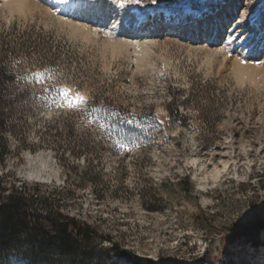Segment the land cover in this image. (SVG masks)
Listing matches in <instances>:
<instances>
[{
  "label": "rangeland",
  "instance_id": "rangeland-1",
  "mask_svg": "<svg viewBox=\"0 0 264 264\" xmlns=\"http://www.w3.org/2000/svg\"><path fill=\"white\" fill-rule=\"evenodd\" d=\"M30 1L20 12L0 0L2 186L38 184L59 213L89 226L92 264H264V229L257 246L228 243L225 231L264 218V70L240 60L249 77L239 60L201 49L209 34L193 46L182 30L217 22L227 2L213 18H184L207 0H114L92 27ZM127 3L153 11L145 27L175 24L186 40L154 36L142 52H114L109 41L124 35L109 27H126ZM178 11L179 25L166 17ZM194 159L198 173L220 169L216 181L199 180Z\"/></svg>",
  "mask_w": 264,
  "mask_h": 264
},
{
  "label": "bare ground",
  "instance_id": "bare-ground-1",
  "mask_svg": "<svg viewBox=\"0 0 264 264\" xmlns=\"http://www.w3.org/2000/svg\"><path fill=\"white\" fill-rule=\"evenodd\" d=\"M7 2L9 4L11 2V4L18 11L22 12L24 9H28L27 7L29 6V3L31 1L6 0L5 3ZM223 2H227L230 11L229 10L225 11V8H223L222 10L223 15H218L219 20H217V22L214 21V19H210L209 24L200 26L197 29L191 30V32L187 26L186 27L182 26V30L186 29L188 33H191V35H189V38L192 37V40L190 41L189 44L196 46V44H198V41L201 39L203 34H207V35L209 34L207 41H209L210 43L206 45H202L201 49L208 52L211 56L221 55L224 56L225 58L230 57L235 63L237 62V60H239V65L240 66L242 65V68L243 66L245 68L246 64L243 65L240 63L243 60L249 61L248 66H250L251 69L248 68L247 70L248 73L250 70L251 72L257 71L259 69L264 70V52L263 53L262 51L260 52V50L264 51V11L258 9L257 6H259V4L256 1L207 0L206 4H204L203 6L197 9L192 8L186 11L187 13L184 15V18L192 17L193 15H195L194 17L196 16L198 17L200 16V14H206L212 10L216 12V9L218 8L217 6ZM47 3L51 8H55L58 15L64 17V19L65 18L72 19L74 22H77V24L81 22L80 24L82 26H84L85 23H87L92 27H96V26L98 27V25L106 22L109 19L110 13L114 7V0H47ZM120 6H121L120 14L126 23V27L120 28V24L118 22H114L109 27L110 34L112 32L118 31L120 33H123L124 35V36L122 35L124 37L123 40H120L119 42L115 40L109 41V45L111 46L114 52L120 50L122 46L126 44L132 45L136 49H138V51L142 52V50L146 49L147 44L152 41L151 39L154 36H155L154 39H164L170 41L172 39H175L177 42H182L183 40H186V35L182 34V32L178 30L175 24L174 27H170L169 25L164 27L161 24L156 23L153 24L152 26L143 27L140 28V30L139 29L136 30L137 29L136 27H140L143 24V21H147L148 23L149 21L153 22V20H151L153 11L149 10L148 8L139 9L135 5H132V3H127L126 8H123V6L125 5H120ZM183 13L184 12L182 11L166 12L167 15L166 17L169 18L170 21L177 22V25H179L181 24L179 22ZM209 17L213 18L212 12L209 13ZM161 18H164L162 13L160 14V17H158V19ZM224 19L227 20V23L232 21L233 25L231 22V24H229L228 27L227 25L223 26ZM134 25L136 26L133 27ZM168 27L171 28L168 33L169 35L163 34L162 32L164 30L162 29H166ZM145 30L150 31V33H152L150 37L151 39L144 36H139L142 35L145 32ZM197 38L198 41L196 40ZM210 38H213V40L210 41L209 40ZM236 47H242V48L238 52H235L234 50H236ZM228 52H231L232 55H229ZM236 65L237 66H235V68L240 67L238 64ZM241 69L240 72L243 70ZM246 69L247 68L243 70L245 71V73H246ZM235 71L238 72L239 69L237 70L235 69ZM240 72H238V74ZM245 73L242 72L239 75L242 77L245 75ZM192 163L196 165V171H197L196 174L200 176L199 180L201 181L204 179H211L212 181H216V179L221 173V170L217 169V167H213L210 169L203 168V170L201 169L202 173L200 172L198 173L199 164H197V159H194Z\"/></svg>",
  "mask_w": 264,
  "mask_h": 264
},
{
  "label": "trees",
  "instance_id": "trees-1",
  "mask_svg": "<svg viewBox=\"0 0 264 264\" xmlns=\"http://www.w3.org/2000/svg\"><path fill=\"white\" fill-rule=\"evenodd\" d=\"M0 78L9 80L4 70H0ZM3 92L0 87V130L9 105ZM6 153V146L0 145V162ZM52 202L38 184L7 190L0 183V264H19L9 261L18 254L22 264H75L78 258V264H92L95 251L91 228L63 216ZM263 229L264 218L254 216L247 223L226 229V240L233 243L245 238L257 246ZM114 251L119 253L116 248Z\"/></svg>",
  "mask_w": 264,
  "mask_h": 264
},
{
  "label": "snow or ice",
  "instance_id": "snow-or-ice-1",
  "mask_svg": "<svg viewBox=\"0 0 264 264\" xmlns=\"http://www.w3.org/2000/svg\"><path fill=\"white\" fill-rule=\"evenodd\" d=\"M154 2H155V0H154ZM76 100H77V101H82L83 98H82L79 94H77V96H76ZM69 107H74V105H69Z\"/></svg>",
  "mask_w": 264,
  "mask_h": 264
}]
</instances>
